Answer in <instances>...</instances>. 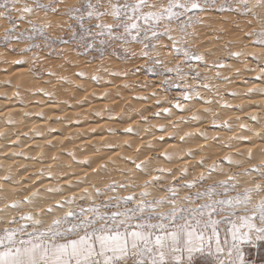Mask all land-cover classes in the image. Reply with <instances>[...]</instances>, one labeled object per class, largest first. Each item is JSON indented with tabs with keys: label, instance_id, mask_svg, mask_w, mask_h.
I'll list each match as a JSON object with an SVG mask.
<instances>
[{
	"label": "snow or ice",
	"instance_id": "6c2138e0",
	"mask_svg": "<svg viewBox=\"0 0 264 264\" xmlns=\"http://www.w3.org/2000/svg\"><path fill=\"white\" fill-rule=\"evenodd\" d=\"M210 9L234 11L242 16H251L260 23L258 28H251L243 34L251 46L261 49L259 53L244 51L249 44H243L242 50L239 51L232 50L235 45L231 41L225 47L227 58L248 63L251 57L255 67L247 70L257 72L258 69L254 79L259 80L261 84L249 88L245 95L264 94V21L259 19V13L256 11L264 9V0H77V3L72 5L67 4L66 0H0V20L8 23V27L0 34V43L7 51L20 55L19 59L12 61L4 59L3 63L26 65L29 60L24 56L31 53V62L35 65L40 59L41 51L54 50L58 43H74L77 48L84 50L98 44L96 50L101 55L112 49L113 55L128 60L137 56L136 52L127 47L135 43L141 46L139 57L147 61L144 67L149 73L163 76V83L168 88L182 89L180 96L185 101L194 97L202 99L198 86L188 84L187 80L191 77L192 80L201 82L199 87L212 90L211 85L203 82L208 77H202L201 72L192 63H203L205 67L209 65L206 54L195 49L194 41L198 38L196 27L203 23L200 14ZM41 12L44 14L42 20L33 18ZM50 15L66 16L70 21L67 23V38L50 34L49 30L53 27H58L61 31L65 27L64 23L54 24L49 19ZM106 17H110L112 22H106ZM251 23L252 21H249V24ZM23 24L29 27L21 28ZM164 39L169 44H162ZM20 44H23V47H19ZM116 47L120 48L119 53ZM159 48L170 49L173 59L177 62L168 66L161 59ZM52 54L53 52L49 51V55ZM225 59L222 57L213 61L211 67H227ZM185 67L188 71L184 70ZM48 75L67 82V77L57 76L54 72L49 71ZM76 75L85 77L86 74L80 72ZM110 75L122 74L111 72ZM123 75L126 76L127 73ZM91 79L99 82L102 78L93 75ZM216 79L229 80L219 71L216 73ZM2 83L10 84L11 81ZM36 91L53 103L60 102L53 99V93L43 88ZM0 95L7 98L6 94ZM13 95L19 97L20 93L16 91ZM159 103L160 101H157V104ZM224 106L231 107L227 104ZM174 107L186 111L179 100ZM162 113L168 117L172 110L163 108L161 112H155L153 115L161 116ZM36 115L44 116L43 113ZM96 115L99 116L100 113L97 112ZM141 119L147 122L146 117ZM191 119L199 120V117L194 115ZM250 119L259 122L256 116H251ZM6 122L15 124L11 117L7 118ZM213 124L215 125V121ZM219 126L231 130L227 121ZM240 128L245 129L246 125L241 124ZM124 131L132 133L134 129L128 126ZM159 131L166 132L167 129L160 125ZM2 135L3 133H0V136ZM200 135L207 139L205 133ZM185 136L179 139L183 141ZM160 139L163 140L164 137L161 136ZM234 139L240 141L249 138L237 136ZM107 147L115 148L116 145L109 144ZM12 155L20 156L23 153L14 152ZM69 155L76 159L74 154ZM162 155L169 162L174 159L173 154L165 152ZM186 155L193 156L194 153L189 150ZM127 159L131 160L138 171L149 174L146 162L137 163L134 159ZM225 160L229 165L238 164L230 156L225 157ZM82 163L88 164L89 161ZM199 163L209 168L207 176L201 173L197 180L189 182L186 180L187 169H181L180 179L184 180L183 184H168L160 188L165 174L171 175L172 170L159 168L155 170L158 175L144 182L145 190L140 193L139 199L134 195H114L99 204L93 200L87 207L69 209L48 225H45L41 217L44 211L51 214L53 207L49 206L44 211L37 208L38 190L32 192L31 196L10 202L4 197L0 200L3 205L0 207V264H195L197 254L203 253L211 257V264H248L242 244L247 242L255 247L256 242L264 241V199H259L255 205L252 204L254 193L257 196L264 193V184L256 183L241 192L237 191L238 184L232 176L193 193L190 190L196 188L197 184L202 185V182L211 177L212 172L223 171L219 164L208 166L203 159ZM251 172H256L264 180V164L246 169L244 174L250 175ZM44 174L45 170L42 169L39 175ZM47 175L53 180L58 179L51 171H48ZM4 179L12 181L11 176ZM83 182L86 181H78ZM69 184L71 186V182ZM117 187L126 188L128 185L113 183L105 185L103 189L93 186V191L96 197H101L104 192H115ZM149 187L164 191L167 195L148 199L151 196V192L147 191ZM182 188L188 189L189 192L181 200L179 191ZM46 191L62 192V188L50 187ZM232 192H235V195H230ZM92 195L93 193L85 189L81 199L91 200ZM76 199L73 196L63 202L58 201L56 206L63 208L65 205H72Z\"/></svg>",
	"mask_w": 264,
	"mask_h": 264
},
{
	"label": "rangeland",
	"instance_id": "374dc122",
	"mask_svg": "<svg viewBox=\"0 0 264 264\" xmlns=\"http://www.w3.org/2000/svg\"><path fill=\"white\" fill-rule=\"evenodd\" d=\"M66 3L69 5L76 4L77 0H66ZM256 11L259 13V19L264 21V9H256ZM200 15L202 17L203 23L196 27L198 38H196L194 41L195 49L202 54H206L209 65L208 67H205L203 63H199L195 61H193L192 63L196 67V69L201 72L202 77L203 76L208 77V79L204 80L203 82L211 85L212 90L209 91V90L203 89L202 87H199V84L201 82L197 80H192L191 77H189L187 80V83L198 86V91L200 92V96L202 97V99L194 97L193 99L188 100V101L183 100L182 97L180 96V92L182 89L168 88V86L163 83V79H164L163 76L149 73L147 71V68L144 67L147 61L139 57V52L141 50V46L139 44L133 43L131 45H128L127 47H129L130 51L136 52L137 56L134 58H130L128 60H123L120 58L119 55H113L112 49H109L106 53L101 55V53L96 50L99 47L98 44L95 45L91 49L84 50V49L77 48V46L74 43L67 44V45L58 43L57 47L54 50L45 49L41 51L40 59L35 63V65H33L31 62V53L26 54L24 56L25 59L29 60L28 64L13 65L11 63L5 64L3 63V60L7 59L8 61H12L15 59H19L20 55L7 51L5 47L3 46V44L0 43V94H6L7 96V98H5L4 95H0V102L2 103L0 104V126L9 125V124H6L7 123L6 119L9 118V115L8 113H6L7 111L5 110L9 109V107H12V105L16 107L21 106L20 107L21 112L20 111L18 112L17 114L18 118L16 119H19V118L21 120L24 119L23 121H25L26 124H28L27 121L29 122L30 120L29 122L30 124V123H33V121H43L45 120V118H47V120H45L44 122H46V124L48 125L44 127L43 130H40L41 132L33 129L34 127L32 128V126L29 124L27 126L23 125L26 128L21 127L20 125L14 127V129L12 127L10 129L11 132H15L17 136L21 135L20 138L21 140L23 139L22 142H24V145L29 141L31 142V140L35 137L42 138L43 136H45L43 137L44 139L46 138V135H47V139H49L51 135L59 137L58 143H53V145H51L52 147L49 145L51 149L48 148V150L50 149L49 150L50 152L48 150H44V148L42 147L40 148V145L39 146L37 145V147L34 146V148L36 149L32 148L33 152L32 151L30 152L31 155H29V153L23 154V156L25 157L26 155H28L26 157V158L30 157L28 159H31V157L33 156L34 158L32 157V160L34 161L32 160L31 161L35 163L34 164L35 166L34 165H32L33 167L30 166L32 170L30 168L29 169L24 168V170H22V176L25 178H28L27 180H29L32 177L36 179L39 177L40 181L42 178L44 179V177L48 178L47 170L43 169L45 170V174L39 175L42 169L40 167H36L38 164V161H43V159H46L47 160L46 162L47 163L49 162L48 164L57 163L58 165L56 166V168L59 166V168L62 169L67 166L65 169H68V167L70 168L73 167L71 168L73 169V172L79 171V169L77 170L74 169L75 166L78 165V162H83V160H80L78 157H76V154H74V153H78L77 152L78 150L77 149L75 151L72 150V146L71 147L68 146L67 147L68 149L66 147H65L66 149L61 147V145L65 141L67 142V140L75 141V140H79L80 138H83L85 140L88 139L86 141L90 140L89 146H88L89 150L93 152V149H95L98 151L106 152V154L105 153L104 155L102 154L105 160L104 158H102L96 164H91L92 161L89 159L87 160L89 161V163L86 165L87 168L85 167V169L87 170L89 169V170L88 171L86 170L87 173L85 172L84 174L80 175V178H81L82 176H86V174L90 173L89 176H86L87 177L86 180L85 179L83 180L82 179L83 177L81 178L83 181H86V182L78 183V181H81V179L75 178L76 175H74L72 179L76 181L74 182L71 181V186L68 187L69 188L68 190L70 189H76V190L68 193L67 192L68 190L63 189L62 187L61 196L51 197L54 199H52L50 204H55L52 207L54 209H57L56 213L49 214L46 211H44L46 210V208H48L47 204L39 206L38 209H40L41 211H44V214L41 218L44 220L45 225L51 224L54 218L63 216L71 208H78L81 206L87 207L93 200L97 204H99V203L106 201L108 197L114 196V195H119V196L134 195L137 199H139L140 193L145 190L143 187L144 182L147 180H150L153 176L158 175L159 173L155 170L159 168L171 169V170L173 169L171 175L165 174V179L162 181L160 188H163L165 185H168V184H176V183L183 184L184 180L180 179L181 169H185V168L187 169L186 180L189 182L197 180L199 176L201 175V173H204V175L207 176L209 168L200 165L199 162L202 159H204L205 164L208 166L213 165L215 162H218V163L220 162L224 165L223 166L224 169L223 171L212 172L211 174L212 177L202 182V185L197 184L196 188H193L190 190L193 193L197 190L202 191L204 187H207L208 185H211V184H215L219 181L227 180L229 177H232V176L235 177V180L238 184L237 191L242 192L244 189L253 187L256 183L264 184V180H262L257 175L256 172H251L250 175L244 174L246 169H252L253 166H257L255 165L257 164V162L259 163V161L260 162L262 161V163H264V159L262 160L249 159V155H248L249 152H247L248 151L247 149L242 150L241 152L239 151V148L242 147L241 140L238 141L234 139V137L239 136L237 134H240V132L243 131V129L240 128V125L242 123L238 122V120L245 121L246 123L249 122L248 125H251L254 127L256 125L255 127L256 130L252 132L251 135H249V139L252 138L249 141V143L258 141V139L263 141L264 139L262 138L264 137V133L262 134V131H264V98H262L264 97V94L251 95L252 97H256L257 99H259L257 102H260V103H257V105L254 103V106L244 105V104L241 105V104H238L237 102H234V100L241 97L240 95L245 96V93L247 92L249 88H251L254 85L259 86L261 84L259 80L254 79V77L257 75L258 69H257V72H252V71L247 70L249 68L255 67V63L251 61V57H249L248 64L243 63L236 59L227 58V49L225 47L231 41L235 45V47L232 48L233 51L242 50L243 44H249V47L243 50L250 53V51L253 49V52H256L254 50V47L251 46L250 42L244 39L243 34L244 32L251 30V28H254V27L258 28L260 26V23L257 20H254L251 16H242L234 11H219L216 9H210L204 13H201ZM33 18L37 19L38 21L42 20L44 18V14L41 12ZM49 19H51L54 24L56 23L65 24L63 31H61L60 28L58 27H53L52 29L49 30L50 34L52 36H64L65 38H67V35H68L67 23H70V21L67 20V17L59 16V15H56V16L50 15ZM105 19H106V22L108 23L112 22L110 17H106ZM249 21H252V23L249 24ZM6 27H8L7 21L0 20V34L3 33L4 28ZM28 27L29 25L27 24L21 25V28H28ZM39 40L40 38L38 37L37 41L39 42ZM161 43L169 44V42L166 39L162 40ZM19 47H23V44H20ZM49 51H52L53 54L49 55ZM116 51L119 53L121 50L119 47H116ZM158 51L160 52L161 59H163L168 64V66H173L177 62L176 60L173 59L170 49L159 48ZM222 57L226 58L225 62L227 64V67L222 68V69L212 68L211 67L212 62L219 60ZM105 69H107L108 71H105ZM18 70L19 71L24 70L22 72L23 75H20L18 77L16 75L18 74V72H16ZM184 70L188 71L187 67H185ZM49 71L56 73L57 76L67 77V82L57 79V77L48 75ZM217 71H219L223 77H228L229 80L225 81L223 79H216ZM80 72L85 73L86 74L85 77L76 75L77 73H80ZM111 72H120L122 75L113 76V75H110ZM237 72H239V75H237ZM124 73H127V75L126 76L123 75ZM93 75H97L101 77L102 79L99 82L94 81L91 79ZM3 81H11V83L5 84V83H2ZM235 81H239L240 84H235ZM124 85H128V87H124ZM17 86L19 87L17 88ZM237 86H242L245 88L237 90ZM41 88H43L44 90L50 93H53L54 94L53 99L55 101H60V102L53 103L52 101L49 100L48 97H45L42 93L36 91ZM93 88L94 89L96 88L97 90L96 89L94 90ZM165 89H167V91ZM16 91H19L20 93L19 97H16L13 95V93H15ZM232 92L237 93L239 95L234 96L232 95ZM153 93H155L156 95L153 96L152 95ZM246 96L251 97L249 95H246ZM137 97H140V98L147 97V99H138ZM33 100L34 101L36 100L35 101L36 103L33 102ZM177 100H179L180 103L186 108V111H181L174 107ZM39 101L43 102L42 104L45 106L49 104H53L52 106H54V108L57 109V112H53L50 110L46 111V109H42L43 105H41ZM49 101L51 103H49ZM63 101H67L68 103L65 104L63 103ZM112 101L118 102L116 105L117 108L110 107L111 103H113ZM157 101H160V103L157 104ZM207 101H210V102H207ZM38 102H39V105H38ZM5 103H8L9 105L6 108H4V106L6 105ZM203 104L211 107L213 112H211L210 114H203V115L198 116L196 109L199 107V105L201 106ZM226 104L231 105V107H225L224 105ZM243 105L245 106L244 108H243ZM25 106L27 107V109ZM28 106L31 108H29ZM77 107L78 108L82 107L85 109L84 115L83 114L80 115L81 116L80 120L78 119L80 116L78 117L76 116L75 118L72 117L74 113L72 115H69V118L67 115L68 113L66 114L61 113L64 116L63 115L58 116L60 115L58 113H60L61 111L63 112L68 108L78 109ZM163 108H171L172 114L168 117H165L163 113L161 114V116L153 115V113L161 111ZM252 110L253 111L255 110L254 111L255 113ZM44 111L46 112L44 113ZM239 111L241 112L246 111V113L244 112L241 113ZM97 112L100 113L99 116L96 115ZM231 112L241 113L242 115L245 116V118L244 117H242L241 119L234 118V116L232 117L231 115L225 116L226 113L228 114ZM25 113H28L29 115H25ZM36 113H43L44 116L43 117L37 116ZM214 113H218L216 114L217 116ZM47 115L49 116V118ZM194 115L199 117L198 121L191 119ZM82 116H83V119H86V120H83ZM110 116L112 118H109ZM251 116H256L259 122L251 120L250 119ZM141 117H146L147 122L141 119ZM55 118L56 119L66 118V119L62 121L60 120L61 122H54L55 123L54 124L53 121L56 120ZM162 118H164L165 121H163ZM166 118L168 120H166ZM16 119H14V121H15V124L17 125ZM77 121H80V122H77ZM166 121H170V122L172 121L171 126L173 127H170V125L169 126L164 125V127L167 130H169L163 133L161 132L162 134H160V135H163L164 138H166V135H164V133L167 134L168 132L167 136L168 135L169 136L164 141H160L158 139V136L161 137L159 134L155 136L158 141L156 139L155 140L146 139L148 140L147 142H149L151 145H149V143L147 142L145 143L144 142L145 139L140 138V137L145 136V134L146 136H148V138L150 136L153 137V135H155V133L157 132L156 129L158 128V126L166 124L165 123ZM213 121H215L216 126L213 124ZM224 121H227L230 125L234 123L231 126L230 131L225 127L219 126ZM71 123L75 127H79V130H77L78 132H76V130L75 131L73 130V133H72V131L70 130V126L71 127H74V126ZM74 123L79 124V125H75ZM15 124L12 126H15ZM190 125H194V126L196 125L201 128V131L197 133H193V137H195L196 135L195 138L204 140L209 145H211L212 148L208 145L210 147L209 150L206 149L201 152L200 149L195 148V147H198V145L196 146L193 143L192 144L194 146H192L191 144L190 145L187 144L185 140L188 138H186L185 134L187 133V131H190L189 130L190 128H187V127H191ZM128 126L135 128L132 133H127L124 131V129L127 128ZM50 129H55V131L51 132ZM109 129H112L113 131L110 132ZM179 130L183 131V133L181 132L182 133L181 134L180 132H178ZM220 131H222L223 133ZM70 132L72 133V135L70 134ZM216 132H219V133H216ZM224 132L227 134H225ZM259 132L261 134H259ZM37 133H39L40 135L39 136L36 135ZM200 133H205L207 135V139H204V137L201 136ZM220 133L222 134L220 135ZM63 134L64 136H62ZM66 134H68L69 137ZM257 134H259L262 139L260 137H257L259 136ZM70 136H71V139H70ZM101 136L108 137V139L106 140L107 142L106 141L102 142V140H100ZM181 136H185V139L183 140V142L182 140L179 139ZM64 137L68 139H65ZM15 138L16 136L14 137V139ZM168 142L169 143L177 142L179 144L185 142L186 145L185 147L183 145L184 149L180 150L179 152L178 151L174 152L169 149L165 151L166 150L165 145ZM109 144L116 145V147L109 148L107 147V145ZM130 144H132V147ZM225 145H230V147H226ZM38 148L40 149V151ZM59 148H60V151L63 150L62 152L64 153V154H61V156L64 155L63 156V158L65 157L64 159H67V160L69 159L67 162L66 161L62 162L61 163L62 165H60L59 164L60 162L57 161V159L60 160V154H58L60 153ZM121 148L123 149L121 150ZM110 149L112 151L114 149L116 151L118 150L117 151L118 154H119V151L121 150L120 151L121 155L120 154L116 155L118 156L119 159L117 157L115 159L113 158L114 160L111 159L112 157H110V153H113V152ZM64 150L66 152H64ZM123 150H125V152ZM189 150H191L194 153L193 156L186 155V153ZM70 151H73V152H70ZM263 151L264 149L258 153H262ZM69 152L74 154L76 158L75 160L72 158L71 155L69 156ZM165 152L173 154L174 159L171 162L179 160L181 157L188 158L189 161L191 160L192 161L191 163L188 164L189 166L184 165V164H179L177 166L176 165L168 166L166 162L164 163L165 160L163 159L164 156L162 155V153H165ZM228 156L232 157V159L236 157L234 160L237 161L238 164H234L232 166L230 165L227 168L226 166L229 164H227L228 162L225 160V157H228ZM53 157H55L56 159H52ZM175 157H180V158L176 159ZM127 158L134 159L137 161V163L141 161L146 162L148 164V165L146 164L147 165L146 168L149 174H145L143 172L138 171L135 168L134 164L131 163V160ZM72 161H75L76 164H73L74 162ZM83 164L84 163H82V165ZM105 165L106 167H102ZM174 166H176L175 169H174ZM226 168H227V171L225 170ZM27 169H28V172L25 171ZM69 170H66L63 174L59 172L57 173L56 170L55 172L53 171L54 173L52 171L51 172L56 177L61 178V175L64 176L68 172L72 171V170L71 171ZM96 171L97 173H95ZM2 172L3 171H0V173ZM91 172H93L92 173L93 176L91 175ZM104 172L107 176L104 175ZM13 173H14V170H11L10 172L9 170H6V173H2V174H3V177L4 176L6 177L9 175L12 176ZM28 173L33 174V175L29 176ZM1 176L2 175H0V177ZM3 177H1V179ZM173 177H175V179H173ZM8 182L12 183L10 181ZM113 183H115L116 185L125 184V185H128V187L126 188L117 187L115 192L107 191V192H104L103 196L101 197L95 196L94 191H93V186L103 189L105 185H109ZM53 184L55 185V188L57 185L60 186L58 182H55ZM54 185H52L51 188H53ZM81 185H85L89 189L88 191L89 192L91 191L90 193H93L91 200L87 198L80 199L82 196L84 197V193L82 192V190L86 188L84 187L83 189L82 188L79 189ZM147 191L151 192V196H149L148 199H152L153 197L167 195L166 192L158 191L154 187H149ZM188 192L189 190L186 188L180 189L179 196L181 200L184 197V195L188 194ZM47 193L49 192H46V194ZM29 194H30L29 190H21V192H17L15 196H16V199H22L24 196H29ZM230 195H235V192L230 193ZM73 196L77 198L74 204L65 205L63 208L56 206L58 201L63 202L65 199L71 198ZM261 196H264V193H261L259 196H257L254 193L253 199L258 201L259 197ZM8 201L10 202L11 200H8ZM115 210L116 209H111V211H115ZM223 235L224 233L222 230L221 236L223 237ZM242 248H243V251L245 252L248 264H264V241L256 242L255 247H253L251 244L247 242H244L242 244ZM195 264H211V257H209L207 253L197 254L196 259H195Z\"/></svg>",
	"mask_w": 264,
	"mask_h": 264
},
{
	"label": "bare ground",
	"instance_id": "6f19581e",
	"mask_svg": "<svg viewBox=\"0 0 264 264\" xmlns=\"http://www.w3.org/2000/svg\"><path fill=\"white\" fill-rule=\"evenodd\" d=\"M216 47V46H215ZM253 48V47H252ZM210 49V48H209ZM254 50L257 52V53H259L260 51H261V49H259V48H257V47H254ZM252 52H253V49L251 50ZM251 51H250V53H251ZM204 53V52H203ZM248 64V63H247ZM252 66V65H251ZM24 71V70H23ZM22 70L21 71H16V72H18V74H16L18 77L20 76V75H23V72ZM29 76V75H28ZM16 77V76H15ZM14 78V77H13ZM23 83V82H22ZM235 84H240V82L239 81H235ZM33 85V84H32ZM109 85V84H108ZM243 85V84H242ZM236 86V85H235ZM255 86V85H254ZM79 87V86H78ZM253 87V86H252ZM80 88V87H79ZM97 88V87H96ZM95 88V89H96ZM110 88V87H109ZM109 88H107V89H109ZM245 87H242V86H237V90L238 89H244ZM94 89V88H93ZM94 89V90H95ZM102 89V88H101ZM100 89V90H101ZM97 90V89H96ZM5 91V90H4ZM235 91V90H234ZM241 91V90H240ZM233 93V92H232ZM230 95V94H229ZM239 95V94H238ZM117 96V95H116ZM130 96V95H129ZM235 96V95H234ZM241 96V97H240ZM239 97L240 98H237L236 100H234V102H237L238 104H244V105H250V106H254V103L257 105V103H260V102H257L259 99H257L256 97H248V96H242V95H240ZM42 97V96H41ZM261 97V96H260ZM259 97V98H260ZM39 98V97H38ZM262 98H264V97H262ZM261 99V98H260ZM37 100V99H36ZM35 100V101H36ZM39 100V99H38ZM106 100V99H105ZM108 100H110V99H108ZM223 100V99H222ZM24 101V100H23ZM34 100H33V102H35ZM51 101V100H50ZM49 101V103H51ZM121 101V100H120ZM229 101V100H228ZM40 102V101H39ZM39 102H38V105H39ZM113 102V101H112ZM214 102V101H213ZM223 102V101H222ZM32 103V102H31ZM36 103V102H35ZM43 102H40V104L41 105H43L42 104ZM44 103H45V101H44ZM115 103V104H114ZM117 101L116 102H113V103H111V105H110V107H116V105H117ZM0 104H2L1 102H0ZM6 105L4 106V108H6L7 106H9L8 105V103H5ZM96 104V103H95ZM99 104V103H98ZM108 104V103H107ZM130 104H132V103H130ZM200 104V103H199ZM225 104V103H224ZM231 104V103H230ZM31 105V104H30ZM29 105V106H30ZM33 105H34V103H33ZM53 104H49V105H47V106H45V105H43V108L42 109H46V111L47 110H50V111H53V112H57V109H55L54 108V106H52ZM97 105V104H96ZM100 105V104H99ZM198 105V104H197ZM243 105V108L245 107ZM10 106H11V104H10ZM28 106V107H29ZM70 106V105H69ZM211 106V105H210ZM21 107V106H20ZM20 107H16V106H13L12 105V107H9V109H7V110H5V111H7L6 113H8V115H9V117H11L13 120L14 119H16V118H18L17 117V114H18V112L20 111L21 112V109H20ZM26 107V106H25ZM42 107V106H41ZM56 107V106H55ZM109 107V106H108ZM246 107H248V106H246ZM24 108V107H23ZM29 108H31V107H29ZM38 108V107H37ZM73 108H75V107H73ZM73 108H71V109H66L65 111H61L60 113H58V114H60V115H58V116H61V115H63V114H61V113H68L67 115H68V118H69V115H72L73 113V118H75L76 116L78 117V116H80V115H84V108H78V109H73ZM87 108V107H86ZM117 108V107H116ZM26 109H27V107H26ZM205 109H208L209 111H205ZM242 109V108H241ZM4 110V109H3ZM37 110V109H36ZM39 110H40V108H39ZM141 110V109H140ZM230 110H232V109H230ZM240 110V109H239ZM46 111H44V113L46 112ZM139 111V110H138ZM249 111V110H248ZM253 111V110H252ZM251 111V112H252ZM255 111V110H254ZM253 111V112H254ZM59 112V111H58ZM71 112V113H70ZM127 112V111H126ZM158 112H161V111H158ZM196 112L198 113V116L199 115H203V114H210L211 112H213L212 111V108L211 107H209V106H206V105H199V107L196 109ZM224 112V111H223ZM239 112H241V111H239ZM242 112H244V113H246V111H242ZM241 112V113H242ZM70 113V114H69ZM135 113V112H134ZM241 113H226V115L225 116H228V115H231L232 117L234 116V118H242V117H244L245 118V116L244 115H242ZM249 113V112H248ZM255 113V112H254ZM215 115L216 114H218V113H214ZM220 114V113H219ZM253 114V113H252ZM254 115V114H253ZM48 116V115H47ZM64 116V115H63ZM66 116V115H65ZM121 116V115H120ZM197 116V117H198ZM214 116V115H213ZM217 116V115H216ZM178 117H179V115H178ZM48 118H49V116H48ZM72 118V119H73ZM80 118H81V116L78 118L79 120H80ZM201 118V117H200ZM23 119V118H22ZM56 119V118H55ZM66 118H64V119H56V120H54L53 121V123L54 122H61L62 120H65ZM77 119V120H78ZM82 119H83V116H82ZM81 119V120H82ZM163 119V121H165V119L164 118H162ZM24 120V119H23ZM23 120H21L20 118L19 119H16V123H17V125L15 124V126H12V125H8V126H0V133H3V135L2 136H0V171H3L2 173H6V170H9V172L11 171V170H14V173L12 174V176L11 175H9V176H11L12 177V180H14V181H16L17 183H14L13 181H10V182H12V183H9L7 180L5 181V180H3L4 179V177H3V174L2 173H0V175H2L1 177H3L2 179H1V177H0V200H2L4 197H7V199L8 200H15L16 199V196H15V194L17 193V192H21V190H29V192H30V194H29V196H31V194H32V192H34V191H39V197H38V199L36 200V205L38 206L37 208H39V206L40 205H45V204H47V207H49V206H54L55 204H50V202L52 201V199H54V198H51V197H58V196H61L62 195V192H56V193H47L46 194V189L47 188H50V187H52V185H54L53 183H55V182H58V184H60V186L59 185H57V186H59L60 188H62L63 187V189H69L68 187L70 186V184H69V182H71V181H76V180H74V179H72L73 178V176L74 175H76V177L75 178H80V175H82V174H84L85 172H86V170L87 169H85V167H86V165L87 164H83L82 165V162H78V165L77 166H75V168L74 169H79V171H74L73 172V169H71V168H73V167H68V169H65V168H59V166L56 168V166L58 165L57 163H55V164H48L46 161V159H43V161H38V164H37V166L36 167H40L41 169H45V170H47V172L48 171H54L55 172V170L57 171V173L59 172V173H64L66 170H69V171H71V172H68L67 174H65L64 176H62L61 175V178L60 177H58V180L56 179V180H53V179H50L49 177L48 178H45L44 177V179L42 178H40L41 179V181L39 180V177L36 179V178H30L29 180H27L28 178H25V177H23L22 176V170H24V168H30L31 170H32V168L30 167V166H32V165H34L35 163H33L32 161H34V160H32V157H31V159H28V158H30V157H28V158H26L28 155H26V157L25 156H23V155H20V156H14V155H12V153H14V152H19V153H23V154H28L29 153V155H31L30 154V152L32 151V148L33 149H36V148H34V146L35 147H37V145L39 146L40 145V148L42 147V148H44V150H48V148H50L49 147V145L51 146V145H53V143H58V139H59V137L58 136H52L51 135V137H49V139H47V135H46V138L44 139L43 137H45V136H43L42 138L41 137H35V138H33L32 140H31V142L29 141V142H27L25 145H24V142H22L23 141V139L21 140V135H16V133L15 132H11V128L13 127V129H14V127H16V126H21V127H24L25 125L27 126L28 124H29V122H30V120H29V122L27 121V123L28 124H26L25 123V121H23ZM40 120V119H39ZM41 120H43V119H41ZM45 120H47V118H45ZM45 120H43V121H33V123H30L29 125H31L32 126V128L33 129H35V130H37V131H40V130H43L44 129V127H46V126H48L47 124H46V122H44ZM51 120V119H50ZM61 120V121H60ZM83 120H86V119H83ZM166 120H168L167 118H166ZM170 120V119H169ZM198 121V120H197ZM228 121V120H227ZM52 122V121H51ZM77 122H80V121H77ZM238 122H240V123H242V124H244V125H246V128L245 129H243V131L242 132H240V134H237V135H239V136H245V137H248L249 138V135H251V133L252 132H254L255 130H256V125H255V127L254 126H251V125H248V123H246L245 121H240V120H238ZM19 123V124H18ZM166 124H163V126L164 125H170V127H173V126H171L172 125V121L170 122V121H166L165 122ZM236 123V122H235ZM6 124H8V123H6ZM55 124V123H54ZM59 124V123H58ZM64 124V123H63ZM70 124V123H69ZM72 124V123H71ZM75 124V123H74ZM83 124V123H82ZM101 124V123H100ZM195 124V123H194ZM234 124V123H233ZM232 124V125H233ZM24 125V126H23ZM51 125H53V124H51ZM60 125H61V123H60ZM73 125V124H72ZM75 125H79V124H75ZM155 125V124H154ZM187 125V124H186ZM231 125V126H232ZM50 126V125H49ZM74 126V125H73ZM191 127H187V128H190L189 130L190 131H187V130H185V131H187V133L188 134H190L189 136H186V138H188V139H186L185 141L187 142V144H191L192 146H194L193 144H195L196 146L198 145V147H195L196 149L198 148V149H200L201 150V152L203 151V150H206V149H208L209 150V148L211 147V145H209L207 142H205L204 140H201V139H198V138H195L196 137V135H195V137H193V133H197V132H199V131H201V128L200 127H198V126H194V125H190ZM216 126V125H215ZM64 127V126H63ZM94 127V126H93ZM24 128H26V127H24ZM68 128V127H67ZM72 128V129H71ZM158 128H159V126H158ZM156 129L157 130V132L155 133V135H153V137H149L148 138V136H146V134H145V136H143V137H140L141 139H145V143L148 141V140H150V139H153V140H157V138L155 137L157 134H162L160 131H159V129ZM183 128V127H182ZM233 128V127H232ZM63 129V128H62ZM84 129V128H83ZM133 129H135V128H133ZM142 129V128H141ZM168 129H169V127H168ZM248 129H250V131L248 130ZM9 130H10V132H9ZM70 130L72 131V133H73V130L75 131L76 130V132H78L77 130H79V127H71L70 126ZM69 130V131H70ZM174 130V129H173ZM175 130H176V128H175ZM30 131V130H29ZM68 131V132H69ZM167 131H169V130H167ZM41 132V131H40ZM52 132V131H51ZM60 132V131H59ZM58 132V133H59ZM67 132V133H68ZM75 132V133H76ZM172 132H174V131H172ZM176 132V131H175ZM178 132H182L183 133V131H178ZM220 132H222V131H220ZM65 133V132H64ZM72 133L70 132V134L72 135ZM149 133V132H148ZM153 133V132H152ZM181 133V134H182ZM216 133H219V132H216ZM223 133V132H222ZM222 133H220V135L222 134ZM225 133V132H224ZM264 133V131H262V134ZM69 134V133H68ZM68 134H66V135H68ZM167 134H168V132H167ZM167 134H165L164 133V135H166V138H164L163 140H161L160 139V137L158 136V139L160 140V141H164L165 139H167V137L169 136H167ZM177 134H179V133H177ZM225 134H227V133H225ZM259 134H261L260 132H259ZM59 135V134H58ZM131 135V134H130ZM233 135V134H232ZM16 136V138L14 139V137ZM62 136H64V134L62 135ZM160 136H163V135H160ZM219 136V135H218ZM229 136V135H228ZM231 136V135H230ZM68 137H69V135H68ZM130 137V136H129ZM164 137V136H163ZM257 137H260L261 138V136L259 135V136H257ZM62 138V137H61ZM60 138V139H61ZM65 138V137H64ZM85 138V137H84ZM110 138V137H109ZM65 139H68V138H65ZM70 139H71V136H70ZM108 139V137H106V136H101V138H100V140H102V142L103 141H106ZM139 139V138H138ZM146 139H148V140H146ZM252 139V138H251ZM251 139H247V140H241V143H242V147H240L239 148V151L241 152L242 150H245V149H247L246 151L247 152H251V159L252 160H262V159H264V151L262 152V153H258V152H260V151H262L263 149H264V139H263V141H261L260 139H258V141H252L253 143H249V141L251 140ZM255 139V138H254ZM262 139V138H261ZM46 140V141H45ZM48 140V141H47ZM86 140H88V139H86ZM85 139H83V138H80L79 140H75V141H68L67 140V142L65 141L62 145H61V147L62 148H64V149H66L68 146H72V150H78L77 152L78 153H74V154H76V157H78L80 160H83V161H85V160H91L92 161V163L91 164H96L99 160H101L102 158H104V156H102V154L104 155V153L106 154V152H102V151H98V150H95V149H93V152L91 151V150H89L88 148V146H89V141H86ZM94 140V139H93ZM92 140V141H93ZM99 140V141H100ZM189 141V143H188V141ZM95 141V140H94ZM93 141V142H94ZM129 141H130V139H129ZM158 141V140H157ZM107 142V141H106ZM105 142V143H106ZM127 142V141H126ZM153 142V141H152ZM171 142V141H170ZM183 142V141H182ZM95 143V142H94ZM98 143V142H97ZM147 143H149V142H147ZM166 143V142H165ZM193 143V144H192ZM91 144H92V142H91ZM155 144V143H154ZM59 145V144H58ZM131 145V147H132V144H130ZM149 145H151L150 143H149ZM183 145H184V147H185V145H186V143L184 142V143H181V144H179V143H177V142H175V143H167L165 146H166V150L165 151H167L168 149L169 150H172V151H180V150H182V149H184L183 148ZM210 147H209V146ZM57 146V145H56ZM91 146V145H90ZM128 146V145H127ZM137 146V145H136ZM147 146V145H146ZM164 146V147H165ZM52 147V146H51ZM60 147V146H59ZM60 147V148H61ZM66 147V148H65ZM125 147V146H124ZM60 148H59V151H60ZM61 148V149H62ZM212 148V147H211ZM39 149V148H38ZM51 149V148H50ZM49 149V150H50ZM68 149V148H67ZM70 149V148H69ZM109 149V148H108ZM123 148H121V150H122ZM48 150V151H49ZM111 150V149H110ZM120 150V149H119ZM120 150V151H121ZM207 150V151H208ZM39 151H40V149H39ZM47 151V152H48ZM63 150H61L60 151V153H58V154H60V160H58L57 159V161L58 162H60L59 164L60 165H62L61 163L62 162H67L68 160L67 159H64L63 158V156H61V154H64L63 152H62ZM69 151V150H68ZM112 151V150H111ZM116 150L114 149L112 152L113 153H110V157H112L111 159H115L116 157L118 158V156H116L117 154H118V150L115 152ZM119 151V154L121 155V152ZM124 152H125V150H123ZM122 151V152H123ZM33 152V151H32ZM50 152V151H49ZM58 152V151H57ZM64 152H66L65 150H64ZM70 152H73V151H70ZM69 152V153H70ZM107 152H109V151H107ZM123 152V153H124ZM44 154V153H43ZM50 154V153H49ZM65 154H67V153H65ZM118 154V155H119ZM125 154V153H124ZM207 154V153H206ZM42 155V154H41ZM249 155V154H248ZM43 156V155H42ZM45 156H46V154H45ZM70 156V155H69ZM81 156V157H80ZM106 156V155H105ZM108 156H109V154H108ZM59 157V156H58ZM229 157V156H228ZM34 158V157H33ZM44 158H46V157H44ZM69 158V157H68ZM84 158V159H83ZM122 158V157H121ZM182 158V157H181ZM179 159V160H176V161H174V162H169L168 160H166L165 159V157L163 158L165 161H164V163L166 162V164H168V166H173V165H179V164H184V165H188L189 163H191V161H189L188 160V158H182V159ZM191 158V157H190ZM205 158V157H204ZM236 158V157H235ZM234 158V159H235ZM36 159V158H35ZM106 159H107V157H106ZM113 159V160H114ZM119 159V158H118ZM32 160V161H31ZM45 160V161H44ZM79 160V161H80ZM104 160H105V158H104ZM204 160V159H203ZM36 161V160H35ZM117 161V160H116ZM167 161H168V163H167ZM72 162H74L73 164H76L75 163V161H72ZM103 162V161H102ZM142 162V161H141ZM161 162V161H160ZM252 162V161H251ZM253 163V162H252ZM256 163V162H255ZM72 164V163H71ZM147 164V163H146ZM214 164H219L220 166H222V168H223V164L222 163H218V162H215ZM228 164V163H227ZM261 164H264V163H262V161L260 162L259 161V163L257 162V164H255V165H261ZM148 165V164H147ZM146 165V166H147ZM165 165V164H164ZM35 166V165H34ZM73 166V165H72ZM176 166H174V169L176 168ZM189 166V165H188ZM191 166V165H190ZM228 166H230V165H227L226 167L228 168ZM232 166V165H231ZM33 167V166H32ZM91 167V166H90ZM166 167V166H165ZM87 168V167H86ZM89 168V167H88ZM227 168L225 169L226 171H227ZM28 169L27 170H25V171H27L28 172ZM97 169V168H96ZM224 169V168H223ZM89 170V169H88ZM87 170V171H88ZM173 170V169H172ZM98 171V170H97ZM97 171L95 172V173H97ZM101 171V170H100ZM111 171V170H110ZM53 172V173H54ZM94 172V171H93ZM93 172H91V175H92V173ZM12 173V172H11ZM10 173V174H11ZM24 173V172H23ZM87 173V172H86ZM94 173V174H95ZM101 173V172H100ZM131 173V172H130ZM29 174V176H31V175H33V174H30V173H28ZM110 174V173H109ZM220 174V173H219ZM8 175V174H7ZM24 175V174H23ZM58 175V174H57ZM90 175V173H88V174H86V176H89ZM104 175L105 176H107L106 174H105V172H104ZM103 175V176H104ZM86 176H82L81 178L84 180H86ZM93 176V175H92ZM96 176H97V174H96ZM219 176V175H218ZM221 176H222V174H221ZM224 176H225V174H224ZM85 177V178H84ZM91 177V176H90ZM89 177V178H90ZM212 177V176H211ZM80 178V179H81ZM97 178H98V176H97ZM108 178V177H107ZM81 179V180H82ZM91 179V178H90ZM229 179V178H228ZM95 180V179H94ZM78 181V180H77ZM90 181V180H89ZM88 181V182H89ZM101 182V181H100ZM76 184V183H75ZM85 184V183H84ZM86 185V184H85ZM85 185H81L80 187H79V189L80 188H84V187H86ZM56 186V187H57ZM53 188H55V185H54V187ZM73 188V187H72ZM76 188V187H75ZM85 189H87V191L89 190L87 187L85 188ZM85 189H83L82 190V192L84 193L85 192ZM74 190H76V189H70V190H68L67 192L68 193H70V192H72V191H74ZM81 191V190H80ZM79 191V192H80ZM140 191V190H139ZM27 192V191H26ZM66 192V193H67ZM89 192V191H88ZM91 192V191H90ZM89 192V193H90ZM73 194V193H72ZM71 194V195H72ZM17 195H19V194H17ZM74 195V194H73ZM83 195V194H82ZM83 197V196H82ZM81 199V198H80ZM61 200V199H60ZM87 200V199H86ZM3 205L2 204H0V207H2ZM47 209V208H46ZM26 210H28V209H26ZM56 211H57V209H54L53 208V212L52 213H56ZM46 214V213H45ZM54 215V214H53ZM47 216V215H46Z\"/></svg>",
	"mask_w": 264,
	"mask_h": 264
},
{
	"label": "clouds",
	"instance_id": "9594fccd",
	"mask_svg": "<svg viewBox=\"0 0 264 264\" xmlns=\"http://www.w3.org/2000/svg\"><path fill=\"white\" fill-rule=\"evenodd\" d=\"M259 199H264V196L259 197ZM258 201L253 199L252 204L255 205Z\"/></svg>",
	"mask_w": 264,
	"mask_h": 264
}]
</instances>
